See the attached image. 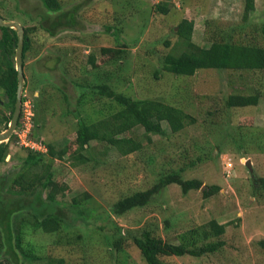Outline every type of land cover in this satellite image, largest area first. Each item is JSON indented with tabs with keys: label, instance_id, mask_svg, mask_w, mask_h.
Returning a JSON list of instances; mask_svg holds the SVG:
<instances>
[{
	"label": "rangeland",
	"instance_id": "obj_1",
	"mask_svg": "<svg viewBox=\"0 0 264 264\" xmlns=\"http://www.w3.org/2000/svg\"><path fill=\"white\" fill-rule=\"evenodd\" d=\"M64 1L67 10L78 7L76 25L50 37L55 43L52 50L44 47L38 58L31 56L24 66V92L30 95L33 86L47 90L49 107L36 115V136L53 144L56 150L74 137L78 117L72 110L77 108L81 92L74 81L107 82L135 97L174 103L192 114L196 123L175 133L163 122L165 133L150 134L152 141L129 155L93 142L94 152H102L99 163H73L68 155L55 160V179L67 186L66 196L58 197L66 217L63 227L55 232L35 229L30 223L32 212L25 211V240L43 259L29 261L21 256L14 263L48 264L49 258L62 257L67 264H147L130 240L129 246L124 241V250L111 248L106 233L114 231V224L106 217L108 212L124 231L155 228L157 235L173 243H180L188 230L211 219L227 223L222 237L226 245L220 251L200 258L166 256L162 264H264V248L259 245V240L264 239V188L256 189L257 178L264 177V70L203 68L187 76L169 73L160 64L162 55L185 50L175 33L182 19L194 20L192 40L209 46L220 34L244 22L245 0H166L170 7L167 14L156 9L159 0ZM0 6L8 11L4 14L13 15L11 20L23 26L38 23L40 15L47 11L41 0H0ZM3 10L0 8V12ZM246 21L250 23L246 29L249 38L264 45V0H255V10ZM105 23L113 24L117 32L108 33ZM39 33L47 35L42 29ZM166 40H170L169 46ZM124 45L128 48L123 67L119 61L99 68L89 64L91 54L98 60L107 59L101 53L102 47ZM67 51L68 57L57 59V55ZM83 65L88 67L86 74L80 69ZM49 67L53 69L48 78L45 71ZM63 69L69 70L71 79L63 75ZM254 90L262 91L257 105L227 108L230 94H250ZM39 94L40 89L35 92ZM3 96L0 87V98ZM97 101L96 96L86 95L82 101L85 106L80 108L82 115H86L91 102ZM1 108L7 110L6 106ZM239 123L249 125L239 129ZM3 130L5 126L0 122V132ZM144 133L141 127L130 132L137 138ZM25 156V148L14 137L6 162L0 166V176L17 173ZM248 159L252 161L253 173L247 167ZM192 161L196 164L192 165ZM180 168H184L183 178H197L202 187L185 193L178 183H171L146 206L121 216L111 212V206L122 196L146 190L163 174ZM213 185H219L220 191L205 197L204 190ZM85 193L90 198H84L81 206L92 211L85 212L84 218L77 217L69 207L73 197L82 198Z\"/></svg>",
	"mask_w": 264,
	"mask_h": 264
},
{
	"label": "trees",
	"instance_id": "obj_2",
	"mask_svg": "<svg viewBox=\"0 0 264 264\" xmlns=\"http://www.w3.org/2000/svg\"><path fill=\"white\" fill-rule=\"evenodd\" d=\"M165 1L159 0L155 7L160 12L167 14L170 7ZM41 2L47 10L40 15L41 20L38 23L24 25L23 63L25 67L27 60L31 56L38 58L44 47L52 50L55 43L49 40L50 37L53 39L59 31L74 27L78 21L77 6L67 10L64 0H41ZM245 4L244 22L231 31H226V34H220L219 38L217 37L209 46L195 43L192 40L195 29L194 20L182 19L178 25L179 30L175 33L185 45V50L178 54L168 52L162 55L160 57L162 69L169 73L187 76L195 75L199 69L203 68L237 71L264 70V45L249 38V32L246 30L250 26L246 19L249 13L255 10V0H245ZM0 8H4L3 12H0V16L6 20L14 18L11 14H4L8 12L4 6H0ZM103 27L108 33L115 34L117 32L114 30L113 24L105 23ZM40 29L47 32V35L39 33ZM242 31L244 32L242 33ZM262 33L264 35V24ZM165 42L167 46L170 45V40ZM17 45V30L11 27H0V87L3 88L4 96L9 99L7 101L0 98V106L1 101L4 100L7 107V112L2 108L0 110V122L4 124L5 129L8 128L13 116L17 99L18 72L15 60ZM125 46L102 47L101 53L107 59L98 60L94 54H91L88 62L93 68H99L109 62L119 61V66L123 67V60L127 58L128 48ZM176 47L178 44L174 46V48ZM69 50L71 51V49ZM70 51L64 52L62 56L57 55V59L62 61L64 56H69ZM87 68V65H83L80 69H82V73L86 74ZM47 69L45 76L49 78L50 70L53 68ZM68 71L63 69V75L69 77ZM69 79L71 78L69 77ZM74 83L81 89L77 98V108L72 110L73 114L78 117V129L74 137L70 138L59 150H56L57 148L53 144L45 140L49 148L47 153L23 147L26 156L21 169L14 175L2 174L0 176V264H15L14 261L19 262L21 256L29 261L43 259L35 253L32 243L25 240L23 230L25 211L32 212L33 220L30 223L35 229L55 232L63 227L66 217L62 213L63 209L58 203V197L60 194L66 196L67 186L55 179L53 170L55 160L63 159L68 155L73 163L89 161L99 163L102 160L100 157L102 152H94L93 142H96L95 145L104 143L107 147L117 148L122 155H129L144 149L152 141L150 134L165 133L163 122H166L171 131L175 133L196 123L192 114L174 103L135 97L107 82L90 84L88 81H74ZM39 89L40 94L35 95ZM46 91L45 88L33 86L30 89V95L25 92L23 95V101L31 98L34 102V129L38 127L36 115L44 113L49 107ZM88 94L96 96L98 101L97 103L91 102L86 115H82L80 108L85 106L82 101ZM261 96L262 91L260 90H254L250 94L232 93L228 96L226 105L227 108L257 105ZM21 120L22 114L17 128L21 126ZM248 125L239 123L237 126L239 129H245ZM139 127L144 128V135L141 138L132 136L130 132ZM14 137L16 138L15 134L8 141L0 143V166L6 162V157L10 153V142ZM32 137H39L36 136L34 130ZM198 160H201V157H198ZM195 162L192 161L191 164L195 165ZM183 172L184 168H180L169 174H163L152 187L122 196L111 206V212L121 216L136 207L146 206L171 183H178L185 193L191 189L202 187L201 180L197 178L185 179L182 176ZM257 184L256 189L264 188V177H258ZM220 189L219 185L208 187L204 190V196L210 197ZM84 198H90V195L85 193L82 198L73 197L72 205L69 207L77 217L84 218L87 211H92L81 206ZM106 214L109 221L114 224V231L106 233L111 248L119 251L124 250V241L130 240L138 247L147 264H162L163 258L166 256L205 257L220 251L226 245V241L222 237L226 233L227 223H222L217 219H211L191 228L181 236L180 243H173L157 235L155 228L145 227L139 231L132 229L124 231L121 226L114 223L111 213L107 212ZM130 241L126 246H129ZM259 245L264 248V239L259 240ZM47 262L48 264H67L62 257L59 259L49 258Z\"/></svg>",
	"mask_w": 264,
	"mask_h": 264
},
{
	"label": "water",
	"instance_id": "obj_3",
	"mask_svg": "<svg viewBox=\"0 0 264 264\" xmlns=\"http://www.w3.org/2000/svg\"><path fill=\"white\" fill-rule=\"evenodd\" d=\"M11 27L17 30V35H18V45L16 49V69L18 72V88H17V102H16V108L13 113V116L9 122L8 128L0 132V143L4 141H8L12 135L14 134L19 118L21 115V105H22V100H23V95H24V89H25V84H26V76L24 72V59H23V50H24V41H25V28L24 26L14 20H6L4 17L0 16V27ZM7 97V101H8ZM247 167L249 168L250 173H253L254 169L252 166V161L251 159H248L247 161Z\"/></svg>",
	"mask_w": 264,
	"mask_h": 264
},
{
	"label": "built area",
	"instance_id": "obj_4",
	"mask_svg": "<svg viewBox=\"0 0 264 264\" xmlns=\"http://www.w3.org/2000/svg\"><path fill=\"white\" fill-rule=\"evenodd\" d=\"M21 114H22L21 126L16 128L14 132L17 143L22 147L47 153L49 148L48 145L45 143V139L40 137L39 138L32 137V133L34 130V115H35V107H34L33 99L27 98L25 101H23Z\"/></svg>",
	"mask_w": 264,
	"mask_h": 264
},
{
	"label": "flooded vegetation",
	"instance_id": "obj_5",
	"mask_svg": "<svg viewBox=\"0 0 264 264\" xmlns=\"http://www.w3.org/2000/svg\"><path fill=\"white\" fill-rule=\"evenodd\" d=\"M3 98L7 100V97H6V96H4ZM16 102H17V99H16ZM22 103H23V100H22ZM1 106H2V107L6 106L4 100L1 101ZM15 108H16V104H15ZM21 109H22V105H21ZM4 110H5V109H4ZM6 112H7V111H6ZM8 126H9V125H8Z\"/></svg>",
	"mask_w": 264,
	"mask_h": 264
},
{
	"label": "clouds",
	"instance_id": "obj_6",
	"mask_svg": "<svg viewBox=\"0 0 264 264\" xmlns=\"http://www.w3.org/2000/svg\"><path fill=\"white\" fill-rule=\"evenodd\" d=\"M21 116V115H20Z\"/></svg>",
	"mask_w": 264,
	"mask_h": 264
}]
</instances>
